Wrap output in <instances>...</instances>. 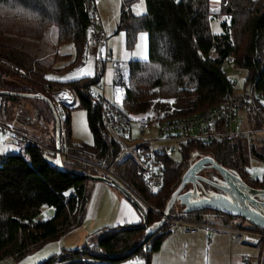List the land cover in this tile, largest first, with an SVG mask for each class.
I'll use <instances>...</instances> for the list:
<instances>
[{
    "label": "trees",
    "instance_id": "obj_1",
    "mask_svg": "<svg viewBox=\"0 0 264 264\" xmlns=\"http://www.w3.org/2000/svg\"><path fill=\"white\" fill-rule=\"evenodd\" d=\"M132 1H121L117 30L124 33L126 47H131L136 34L144 31L148 55L147 59L128 62L119 108L132 115H143L151 109L159 118L192 116L221 102L230 92L231 81L224 72L228 62L246 70L245 83L249 91L254 90L257 95L256 102L248 110L249 124L256 136L260 134L264 129V102L258 98L264 95V0H219L216 12L210 10V0H145V13L141 15L130 11ZM0 4L3 11L11 10V14L0 11V60L6 63L0 66V89L14 92L10 94L15 99L19 96L28 99L30 97L17 93L35 94L38 90L47 96L43 87L47 82L55 89L69 87L79 102L68 109L65 122L68 156H61L64 168L73 173L59 171L54 161L47 158L54 159L55 153L47 151L36 139L26 143L18 153L0 156V262L20 260L46 241L82 225L90 197L86 185L90 179L85 174L101 172L112 181L116 177L142 200L145 207L141 210L147 225L160 219L183 172L204 155L214 158L250 186L264 188V175L261 180H254L248 171L252 158L264 165L263 134L260 137L236 136L207 145L189 142L179 152V160L172 156L162 157V184L150 190L130 157L114 162L121 147L107 133L100 107L91 95L94 86L101 81L105 61H95L93 77L47 81L44 73L53 69L52 64L33 61L22 46L5 39L6 34L41 39L50 27H56V44L71 42L76 50L74 59L61 70L80 66L89 45V34L96 31L97 16L92 0H0ZM213 17H223L218 34L210 29ZM55 58L69 59L57 53ZM8 64L22 68L25 74L5 68ZM6 74L25 79L29 85L8 89L3 83ZM115 83L120 84V79H115ZM163 87L168 95H163ZM37 97L40 96L34 98ZM74 107L86 110L92 144L71 141L70 110ZM95 164L104 168L112 165V175H106ZM43 206L53 207V215L46 220H35ZM209 215L222 225L264 234V228L217 210L184 213L179 202H175L169 217L205 222V216ZM235 219L238 220L236 224L231 221ZM170 225L165 221L141 246H138L144 236L141 224L102 228L90 235L81 248L63 250L39 264H112L137 256L151 264V256L171 233ZM259 248V264H264L262 243Z\"/></svg>",
    "mask_w": 264,
    "mask_h": 264
},
{
    "label": "rangeland",
    "instance_id": "obj_2",
    "mask_svg": "<svg viewBox=\"0 0 264 264\" xmlns=\"http://www.w3.org/2000/svg\"><path fill=\"white\" fill-rule=\"evenodd\" d=\"M213 2H217L218 0H211ZM92 8L96 16L101 18V23L104 24V29L107 33V40L109 39L110 45L109 49H112L113 54L112 58L106 60L104 62V71L101 76V82L104 84L103 91L101 90L102 95L104 98L112 104H115L118 107H121L122 100L124 96V83L127 78L128 72V56L131 53V60H142L147 58V46L148 41L144 31H139L136 34V40L133 43L132 49H126L124 45V36L121 31L117 30V24L120 18V8H121V0H92ZM134 14H144L145 13V0H136L134 6ZM0 11H3V7L0 4ZM5 13L11 14V10L3 11ZM223 17H213L210 20V29L211 32L214 34H218L221 32L220 22ZM94 34L92 30L90 33V37ZM142 34L145 36L144 40H141ZM5 39L8 38L12 42V44H16L19 47L24 49L27 54L30 55V59L33 61H40L43 65L52 64L53 69L47 70L44 73L45 79L47 81H56V82H65L68 80L78 79L82 77H93L95 74V61L96 59H103L104 51H103V41H99L97 44H92L89 42L88 50L86 52V57L84 63L80 66H76L70 69H63L65 64L70 62L74 59L76 55V50L71 42H64L61 44H56V27H50L46 32L45 35L40 39H23L21 37H16L14 35H8ZM140 46V47H138ZM20 48V49H21ZM21 49V50H22ZM99 50H101V56L99 54ZM143 51L145 54H143ZM61 54L63 56L69 57V59L65 58H55V54ZM126 57L127 59H123ZM1 66V65H0ZM15 71L14 64H8V66H4L5 68H10ZM22 69V68H18ZM23 70V69H22ZM17 72V70H16ZM24 72V71H23ZM224 72L228 76L231 82L236 83V90L235 92L238 94H242L243 91H249V86L246 85V70L234 66L232 63H225L224 65ZM27 73V72H26ZM25 74V73H24ZM23 74V75H24ZM49 77H52L51 79ZM72 77V78H68ZM119 78L121 83H115V79ZM3 83L6 88H11L13 86H28L29 81L25 79H18L14 76L6 74L3 76ZM69 88V87H68ZM96 88V85L94 86ZM163 89V95H168V90L165 87ZM0 92H9L8 90L0 89ZM36 95H41V91L35 93ZM258 98L261 102H264V95H259ZM27 99V98H25ZM6 97L0 94V101L5 102ZM31 100V101H30ZM12 103L8 108L12 109L13 107L19 108L21 111L27 110L30 105L33 108H36V105L40 108V113H44L48 123L52 126L54 124V117L51 112V107L49 103L43 100L41 97L30 99L28 98L27 101H22L18 103L16 101H9L8 104ZM78 101L76 102V106L78 105ZM38 108V109H39ZM151 110V109H150ZM154 111V110H153ZM246 112L245 110L241 111L239 114L240 116H244L243 113ZM237 114V120L234 122V125H239L240 127L244 119H241ZM2 113L0 112V121L2 120ZM244 128L246 130H251L249 119L245 120ZM66 130V128H65ZM244 130V129H243ZM242 130V131H243ZM70 131H71V141L76 143H85V144H92L93 137L88 127L87 117H86V110L82 107H74L70 110ZM264 129L260 130V134L258 133L257 136L255 135V131L251 130V133L246 135H239V136H246L250 137H260L264 133ZM264 136V135H263ZM142 138H155L156 131L152 127L150 130L145 132L143 135L138 136ZM254 137V138H255ZM9 144H15L16 148L9 151L10 153H18L21 150L20 145L17 142H9ZM49 147V146H48ZM51 148V147H50ZM53 152V151H51ZM176 160L180 159V153L176 152L171 155ZM48 160L54 161V159L50 156H47ZM248 171L252 179L254 180H261L264 175V165L259 162L258 160L252 158L250 159L248 165ZM101 174V172H100ZM102 175V174H101ZM89 183L86 185L89 188L90 194H93L94 189L91 188L90 184L93 182L92 180H88ZM140 208H144V204L137 202ZM54 213V208L51 206H43L35 218V220H46L47 218L51 217ZM208 219L210 216H205ZM234 222H238V220H231ZM88 232L84 226H79L57 238L51 239L46 241L41 246L36 248L34 251L28 253L26 256L21 258L20 260L14 259H7L0 264H39L42 261L50 259L53 256L59 255L63 250H73L77 248H81L87 241V238L90 235H94L98 230L88 226ZM185 230L183 226H177L175 231L178 230ZM201 229V228H200ZM223 230H220L222 232ZM91 233V234H90ZM235 243V242H234ZM233 243V244H234ZM242 248L247 250V254H243L244 257L249 258L250 264H258L259 259L261 257V250L259 245H252L248 243H243ZM211 250V249H210ZM192 251H188L186 248L182 246H178L174 250V260L175 264H229V259L226 257V253L219 250V254L216 255L215 258H212L208 254V258L206 254H201L198 252V255L194 254ZM153 256H156V253H153ZM228 256H230V251L228 252ZM239 263V261H238ZM112 264H146L145 259L137 256L136 258H131L125 261L116 262Z\"/></svg>",
    "mask_w": 264,
    "mask_h": 264
},
{
    "label": "built area",
    "instance_id": "obj_3",
    "mask_svg": "<svg viewBox=\"0 0 264 264\" xmlns=\"http://www.w3.org/2000/svg\"><path fill=\"white\" fill-rule=\"evenodd\" d=\"M97 20V19H96ZM105 39L102 28L94 31L89 39L92 44H97ZM108 54H105V58ZM0 65H6L0 60ZM8 66V65H7ZM16 67V66H15ZM11 68V66H10ZM15 68L17 73L23 75L22 69ZM44 91L48 96L52 111L58 120L60 132V148L57 152L61 156H68L66 145L65 122L67 120L68 109L76 105L75 93L67 86L55 89L49 83H44ZM230 92L225 94L223 100L216 105L195 113L188 117L159 118L153 110H148L143 115H132L124 113L118 106L107 101L101 93L104 84L99 81L91 95L100 107L102 123L112 140H115L121 147L115 163L130 157L139 167L144 182L150 190H156L163 181L164 164L162 157L171 156L189 144V142H199L207 145L214 141L231 139L239 135L248 136L251 130H243L239 125H234L237 114L243 110L246 112L256 102L254 90L243 91L242 94L235 92L236 83L230 82ZM154 128L155 138L138 137ZM243 130V131H242ZM0 133H17L12 126H7L0 122ZM51 151L56 152L55 148ZM96 165V164H95ZM106 175H112V165L110 167H100ZM115 181L120 184L127 192L130 199H135L142 203V200L122 182L115 177ZM165 221L171 223L168 230L173 231L177 226L185 227L190 233L196 232L201 227L209 229L225 230L229 235H240L242 239L252 245L263 244L264 234L233 226H212L204 222L191 221L179 218H166ZM243 261L242 264H246Z\"/></svg>",
    "mask_w": 264,
    "mask_h": 264
},
{
    "label": "crops",
    "instance_id": "obj_4",
    "mask_svg": "<svg viewBox=\"0 0 264 264\" xmlns=\"http://www.w3.org/2000/svg\"><path fill=\"white\" fill-rule=\"evenodd\" d=\"M122 1V0H121ZM135 1L131 2L130 11L134 12ZM219 8V0L213 2L210 0V10L216 12ZM132 12V13H133ZM134 14V13H133ZM139 15V14H135ZM96 31L100 28L105 33V39L103 41V59L106 61L112 58L113 51L109 49V39L107 40V33L104 29V24L101 23V18L96 17ZM122 32V31H121ZM123 33V32H122ZM146 34V33H145ZM90 35V34H89ZM124 45H125V35ZM147 37V34H146ZM136 40V39H135ZM146 41V38H145ZM148 41V40H147ZM89 42V40H88ZM135 42V41H134ZM133 46V45H132ZM126 47V49H132ZM148 49V46H147ZM88 50V48H87ZM87 52V51H86ZM108 56L105 58V54ZM101 56V50H99ZM143 54L145 52L143 51ZM148 55V50H147ZM86 57V54H85ZM84 57V60H85ZM123 59H127L124 57ZM147 59V58H146ZM97 60V59H96ZM131 60V53L128 56V62ZM144 60V59H142ZM84 63V62H83ZM56 82V81H55ZM14 87V86H13ZM13 87H11L13 89ZM8 88V89H11ZM104 89V88H103ZM6 97L5 102L0 101V112L2 113V122L12 128L17 133H0V156L8 153L9 151L16 148L15 144H9V142H17L22 148L28 142H34V140L40 141L41 144L51 152L55 145V120L51 126L44 113L38 111V105L34 109L32 105L27 110L21 111L17 107L12 109L8 108L12 103L8 104L9 101H16L21 103L27 101L24 97L19 96L16 99L10 93H0ZM31 101V100H30ZM52 112V109H51ZM248 112H242L244 116H240L244 119V122L240 123L241 128H244L245 120H248ZM53 115V112H52ZM54 117V116H53ZM248 131V130H247ZM33 140V141H32ZM49 146V147H48ZM51 147V148H50ZM21 151V150H20ZM90 186L94 189L93 194H90L89 200L86 204V216L81 226H84L88 232V226L95 230H99L106 227L113 226H132L143 223V213L140 206L137 204L135 199H130L121 190L109 182H103L98 180H92ZM204 223L212 226H221V222L215 219L212 215ZM236 224L237 222H233ZM231 225V224H230ZM225 226V225H224ZM228 226V225H226ZM176 229V228H175ZM91 234V233H90ZM235 242V243H234ZM234 243V244H233ZM245 242L240 235H229L225 230L220 232L217 229H209L208 227H201L196 232L190 233L188 231L178 230L171 231L170 235L161 244L159 250L156 252V256H151V264H175L174 250L178 246L186 248L188 251L194 250V254H208L215 258L219 254V250L226 253V257L229 259V264H242L243 261H247L246 264H250L249 258L244 257L243 254H247V250L242 248V244ZM249 244V243H248ZM211 249V250H210ZM230 251V256L228 252ZM199 256V255H198ZM239 261V263H238ZM259 264V263H258Z\"/></svg>",
    "mask_w": 264,
    "mask_h": 264
},
{
    "label": "water",
    "instance_id": "obj_5",
    "mask_svg": "<svg viewBox=\"0 0 264 264\" xmlns=\"http://www.w3.org/2000/svg\"><path fill=\"white\" fill-rule=\"evenodd\" d=\"M10 93L14 94V92ZM17 94L30 98L38 96L35 94L28 93ZM39 96L43 100L47 101L52 109L49 98L45 95ZM53 116L56 122L54 145L56 152L54 156V165L59 171L73 173V171L64 168L62 164L61 155L59 154V152H57L60 148V132L58 120L55 117L54 113ZM57 161H59V163H57ZM204 168L215 169L220 175L222 183H216L210 181L209 179L203 176H200L198 173ZM85 176L90 180L109 182L128 196V192L120 184L115 181L109 180L103 175L85 174ZM199 181H204L208 184L213 185L217 189L228 194L229 197L222 194L197 197L198 194L196 184L199 183ZM187 184L192 185V190L183 191ZM175 202H179L181 205H183L184 213H189L202 209H212L230 216L242 217L250 224L260 228H264V188H255L249 186L239 176L233 174L232 172L221 166L214 158L208 155H204L195 159L183 172L179 184L171 193L168 201L166 202L160 219L150 225H147L146 221L143 220L142 227L144 229V236L138 246L143 245L152 235H154L163 226Z\"/></svg>",
    "mask_w": 264,
    "mask_h": 264
},
{
    "label": "flooded vegetation",
    "instance_id": "obj_6",
    "mask_svg": "<svg viewBox=\"0 0 264 264\" xmlns=\"http://www.w3.org/2000/svg\"><path fill=\"white\" fill-rule=\"evenodd\" d=\"M198 174L200 176H203V177L209 179L210 181H213V182H216V183H218V182L222 183V179H221L220 175L218 174V172L215 169L204 168ZM248 179L250 180V176H249ZM243 181H245V180H243ZM196 187H197V194H198L197 197H204V196L215 195V194H222V195H225V196L229 197L228 194L224 193L223 191L217 189L213 185L208 184L207 182H204V181H199V183L196 184ZM185 190H187V191L188 190H192V185L191 184H187L186 187L183 189V191H185Z\"/></svg>",
    "mask_w": 264,
    "mask_h": 264
},
{
    "label": "snow or ice",
    "instance_id": "obj_7",
    "mask_svg": "<svg viewBox=\"0 0 264 264\" xmlns=\"http://www.w3.org/2000/svg\"><path fill=\"white\" fill-rule=\"evenodd\" d=\"M139 14V13H138ZM145 39V36L142 34V36H141V40H144ZM138 47H140V46H138ZM50 79L52 78V77H49ZM69 79L70 78H72V77H68ZM57 163H59V161H57Z\"/></svg>",
    "mask_w": 264,
    "mask_h": 264
}]
</instances>
